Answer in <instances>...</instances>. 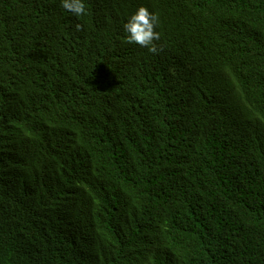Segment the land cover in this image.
<instances>
[{"label": "trees", "instance_id": "obj_1", "mask_svg": "<svg viewBox=\"0 0 264 264\" xmlns=\"http://www.w3.org/2000/svg\"><path fill=\"white\" fill-rule=\"evenodd\" d=\"M83 2L0 0V264H264V0Z\"/></svg>", "mask_w": 264, "mask_h": 264}, {"label": "clouds", "instance_id": "obj_2", "mask_svg": "<svg viewBox=\"0 0 264 264\" xmlns=\"http://www.w3.org/2000/svg\"><path fill=\"white\" fill-rule=\"evenodd\" d=\"M62 7L76 16L85 15L87 10L83 0H62ZM76 29L82 30L77 24ZM131 46L157 54L165 44L164 29L158 15L146 7H139L133 14L129 13L120 21V37Z\"/></svg>", "mask_w": 264, "mask_h": 264}]
</instances>
